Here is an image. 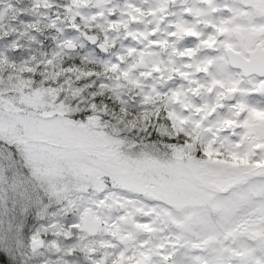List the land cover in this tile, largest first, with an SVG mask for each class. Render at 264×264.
<instances>
[{"label":"snow or ice","instance_id":"1","mask_svg":"<svg viewBox=\"0 0 264 264\" xmlns=\"http://www.w3.org/2000/svg\"><path fill=\"white\" fill-rule=\"evenodd\" d=\"M28 2L0 8L5 264H264V0Z\"/></svg>","mask_w":264,"mask_h":264},{"label":"clouds","instance_id":"2","mask_svg":"<svg viewBox=\"0 0 264 264\" xmlns=\"http://www.w3.org/2000/svg\"><path fill=\"white\" fill-rule=\"evenodd\" d=\"M30 7L28 0H3V3H0V8L3 9L4 13H11L15 10V15L19 18L23 15L21 10L27 9ZM76 86L84 88L85 85L80 82H74ZM77 97L66 94L64 100L68 104H72ZM135 109L130 108L127 114L120 112L118 106L109 108L107 113L101 111L98 115L102 121L109 125V131L117 132L120 135H123L131 140H135L137 137H141V131L139 127L126 126L125 122L135 119L134 116ZM115 113V115H113ZM54 258L51 253L48 252L46 248H41L35 253L31 251H26L25 254L20 257V264H25V261L28 264H46L47 260ZM5 264V261H4Z\"/></svg>","mask_w":264,"mask_h":264},{"label":"trees","instance_id":"3","mask_svg":"<svg viewBox=\"0 0 264 264\" xmlns=\"http://www.w3.org/2000/svg\"><path fill=\"white\" fill-rule=\"evenodd\" d=\"M0 264H4V257L2 254H0Z\"/></svg>","mask_w":264,"mask_h":264}]
</instances>
